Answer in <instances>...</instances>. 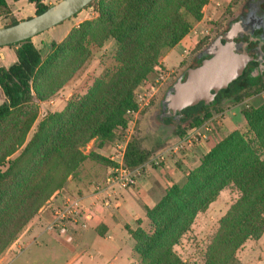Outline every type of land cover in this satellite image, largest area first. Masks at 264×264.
Returning a JSON list of instances; mask_svg holds the SVG:
<instances>
[{
  "label": "trees",
  "instance_id": "1",
  "mask_svg": "<svg viewBox=\"0 0 264 264\" xmlns=\"http://www.w3.org/2000/svg\"><path fill=\"white\" fill-rule=\"evenodd\" d=\"M27 1L35 6L33 14L48 7L39 0ZM207 1L97 0L96 9L104 26L92 32V38L114 41L117 67L105 78H95L81 98L70 99L60 111L48 112L28 139L26 134L36 116L35 111L24 113L22 108L34 98L45 100L63 83L49 81V71L60 53L81 49L84 35L73 30L44 60L31 38L5 45L12 47L14 61L0 66V254L86 159L110 165L101 154H84L82 148L91 139L100 148L113 140L117 127L126 126L124 113L135 108V88L159 65L162 51L177 44L200 19ZM8 11L6 1L0 0V13ZM17 21L11 18L4 26ZM195 65L193 58L188 66ZM239 87L246 88L244 84ZM240 98L237 95L232 100ZM216 105L202 108L198 103L183 108L174 134L181 136L187 128L201 124ZM241 114L256 148L238 131H231L201 158L182 186L172 185L151 207L143 206L150 231L138 225L128 229L132 249L142 264H188L171 250V244L187 229L195 213L204 210L219 188L229 183L240 195L218 220L203 264H233L234 253L244 241L258 239L263 233L264 103L244 108ZM148 156L131 139L123 160L126 166L135 167Z\"/></svg>",
  "mask_w": 264,
  "mask_h": 264
},
{
  "label": "rangeland",
  "instance_id": "2",
  "mask_svg": "<svg viewBox=\"0 0 264 264\" xmlns=\"http://www.w3.org/2000/svg\"><path fill=\"white\" fill-rule=\"evenodd\" d=\"M5 1L9 11L8 13H0V27L7 24L11 18L20 20L28 18L34 13V4L27 0ZM39 1L49 6L58 0ZM255 1L260 9L264 11L261 6L264 0H208L201 8L200 19L192 24L189 31L177 44L162 51L159 65L135 88L133 92L135 108L131 109L135 111L133 114L125 111L126 126L124 128L117 127L114 130L113 140L103 144L100 148L97 147L98 142L93 139L89 140L82 148L84 154L93 151L107 158L113 150L114 142L125 139L128 142L133 139L141 149L149 153L148 158L152 157V159L144 167L143 175L140 176L144 180V189H142L143 185L137 182L135 188L131 187L126 190V193H133L138 188L137 191L139 192L136 193L138 198L136 195L134 198L141 204L142 209L143 206L151 207L155 204L172 185L182 186L187 181L189 173L199 166L201 158L215 143L231 131H238L244 140L249 141L253 146L252 148H256L253 135L247 129L241 111L244 108H255L264 103V78L258 85L240 91L239 96L241 98L238 101L226 99L216 105L215 108H211V115L216 117L212 120L210 133L202 142H196L190 146H178L175 151L167 152L168 149H172L171 146L176 145L173 144L176 139L174 130L179 121L174 122L170 119H164L160 122L155 120L156 114L159 112V101L167 86L179 76L184 68L194 67L188 65L192 63L195 54L210 40L228 30L229 22L247 13L249 3ZM96 2L97 0L89 6H84L80 11L61 23L31 37V42L39 51L41 59L44 60L73 30H78L79 33L84 35L81 41V49L65 50L60 53L49 71V77H47L49 81L63 83H60L59 87L45 100L34 98L22 108L24 113L35 111L36 116L26 134V139L31 136L37 123L48 112L60 111L70 99L77 100L81 98L87 93L95 78H105L117 67V63L113 59L114 41L111 38L101 41H95L92 38V32L101 31L104 26L98 16ZM245 35L237 36L235 41L244 42ZM52 44L54 45L52 46ZM245 50L247 54L253 51L248 46H245ZM13 61L12 47L1 46L0 66H7ZM2 100L3 95L0 92V103ZM108 165L98 164L86 159L73 177H67L62 189L70 195L78 196V193H76L77 188L81 190L88 187V190H91L89 189L91 186L98 185L102 187ZM71 181L75 182V186L71 185ZM104 191L106 190L97 192L95 195ZM239 195V191L231 183L219 188L205 209L195 213L187 229L171 244V250L188 264H203L206 246L217 228L218 220L224 215L229 206L237 200ZM101 198L102 196L98 199ZM98 199L91 201L86 209H91L95 202L101 203L97 210L108 205H103L104 201L101 202ZM40 209L23 230L24 235H22V232L17 240L0 254V264H65L68 259L67 264H103L113 253H118V250H115L117 246H120V253L125 250V253L118 259L119 264H142L138 255L132 249L133 240L128 229H134L138 225L144 231H150L151 226L144 215V210L142 215L136 216L129 222L127 236H125L123 242H119L116 234L110 239L100 240V242L108 244L111 248L105 250L104 254L99 257L94 248L84 247L80 245L82 244L81 241L75 239L70 241V246H66V242L62 245L63 247L59 246L65 249L57 255H53L51 248L48 246L37 248L39 247L37 244L31 243L30 245V242L27 241L33 228L39 231L42 230L50 236H57L44 230L47 212ZM84 230L68 231L67 233L76 236ZM95 231L102 233L100 228H95ZM262 234L258 239L244 241L234 253L235 262L233 264H264V234L263 236Z\"/></svg>",
  "mask_w": 264,
  "mask_h": 264
},
{
  "label": "water",
  "instance_id": "3",
  "mask_svg": "<svg viewBox=\"0 0 264 264\" xmlns=\"http://www.w3.org/2000/svg\"><path fill=\"white\" fill-rule=\"evenodd\" d=\"M91 0H58L38 14L0 27V47L19 42L41 33L80 11ZM248 12L229 22V29L210 40L195 54L198 64L186 67L165 89L156 121L170 119L178 122L180 111L202 102L210 107L215 93L239 77L249 60L245 42H236L241 34L264 28V11L257 2H250Z\"/></svg>",
  "mask_w": 264,
  "mask_h": 264
},
{
  "label": "built area",
  "instance_id": "4",
  "mask_svg": "<svg viewBox=\"0 0 264 264\" xmlns=\"http://www.w3.org/2000/svg\"><path fill=\"white\" fill-rule=\"evenodd\" d=\"M134 111L135 110L130 109L127 110L126 113L133 114ZM215 117V115H211L201 124L187 128L181 136H176L173 143L176 145L171 146L170 148L172 149H168L167 152L171 150L175 151L178 146H190L193 143L205 140L211 131L212 120H214ZM126 144V139L114 142L113 150L107 156L110 165L107 167L108 170L104 176V185L102 187L98 185L91 186L93 194L102 190L114 191L134 187L141 178L140 176L143 175L142 171L152 157L147 158L144 162L135 167H128L124 164L123 160ZM102 204L107 205L105 201ZM100 206V202H95L93 205L95 209H98ZM42 208L48 215L44 230L55 235L68 231L74 232L84 230L87 227V221L92 217L89 211L90 209H86L83 206L80 197L70 195L64 190L54 192Z\"/></svg>",
  "mask_w": 264,
  "mask_h": 264
},
{
  "label": "crops",
  "instance_id": "5",
  "mask_svg": "<svg viewBox=\"0 0 264 264\" xmlns=\"http://www.w3.org/2000/svg\"><path fill=\"white\" fill-rule=\"evenodd\" d=\"M70 183L72 186H75L74 181H71ZM140 183L143 185L142 189H144L145 185L143 184V178H140L138 180V184ZM127 189L114 191L106 190L104 192H101V194L95 195L90 192L92 190H88V187L81 190L77 188L76 193H78V196L80 197L81 202L85 208H88V205L91 203V201H93L94 199H98L101 196L102 198L98 200L101 202L103 200L108 205L106 207H102L100 210H97L93 206H91V209L89 211L91 212V215L93 217H91V219L87 221V228L80 234H76V236H72L71 234L66 232L60 233L58 234L59 236L57 235L54 237L46 234L42 230L39 231L38 229L36 230L35 228H33L30 232L29 240L27 242H30V245L31 243L34 245L37 244L39 246H36L37 248H45L48 246L49 248H51L52 254L57 255L61 252V250L65 249L60 248L59 246H62L64 242H66V246H70V241L75 239L77 241H81L80 243L82 244L80 245L84 247L94 248V250L98 252V256L100 257L101 254H104L105 250L111 248L108 244L100 242V240L110 239L113 235L116 234L118 236L119 242H123L125 236H127V230L125 229V226H128L129 222L136 218V216H140L143 214V209L140 206L141 204H139V202L134 198L135 195L138 198V195L136 194L139 192L137 191L138 188L133 193H126ZM64 191L66 192V190ZM40 210L45 211L42 208ZM47 216L48 215L46 213V219ZM95 228H100L102 233H97L95 231ZM22 235H24V232ZM115 250H118V253H113V255L109 256V259H107V261H105L103 264H119L118 259L122 254L125 253V250L120 253V246H117ZM67 262H69V259L65 264H67Z\"/></svg>",
  "mask_w": 264,
  "mask_h": 264
},
{
  "label": "flooded vegetation",
  "instance_id": "6",
  "mask_svg": "<svg viewBox=\"0 0 264 264\" xmlns=\"http://www.w3.org/2000/svg\"><path fill=\"white\" fill-rule=\"evenodd\" d=\"M261 6L264 8V2L261 3ZM245 36L246 39L244 42L246 46L250 49L252 48L253 51L249 52V60L245 64L241 75L237 77L240 80L234 85H230L229 83L225 89L215 93L213 105L216 103L219 104L226 99H233L235 96L239 95L240 91H242L239 87L240 84H244L245 87L248 88L258 85L264 78V28L254 29L252 33L246 34ZM194 60L195 62H199L200 59L196 60L194 58ZM198 62L196 63L198 64ZM225 95L227 97H225ZM198 103L202 102L199 101Z\"/></svg>",
  "mask_w": 264,
  "mask_h": 264
}]
</instances>
